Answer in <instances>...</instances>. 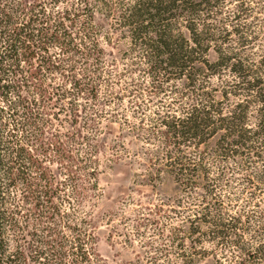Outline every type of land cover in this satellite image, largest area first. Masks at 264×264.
Here are the masks:
<instances>
[{"label":"trees","instance_id":"1","mask_svg":"<svg viewBox=\"0 0 264 264\" xmlns=\"http://www.w3.org/2000/svg\"><path fill=\"white\" fill-rule=\"evenodd\" d=\"M216 3L138 0L131 8L133 38L149 36L152 41L153 78L160 72L175 73L194 84L204 66L215 76L228 68L245 77L248 88L260 85L258 77L247 78L243 61H232L235 53L226 54L217 43L208 23ZM99 26L90 0H0V264H107L95 249L90 213L80 214L98 185L94 104L105 55ZM211 48L215 61L206 58ZM199 58L202 66L197 65ZM213 90L204 89L206 103L184 118L163 121L166 156L172 158L171 149L178 153L173 163L181 166L170 171L178 181L182 172L204 176L181 155L192 141L196 146L207 143L223 129L217 145L225 152L248 139L251 129L245 125L243 105L224 115ZM230 92L224 90L222 96ZM65 121L70 129H63Z\"/></svg>","mask_w":264,"mask_h":264},{"label":"rangeland","instance_id":"2","mask_svg":"<svg viewBox=\"0 0 264 264\" xmlns=\"http://www.w3.org/2000/svg\"><path fill=\"white\" fill-rule=\"evenodd\" d=\"M137 1L90 0L105 55L94 104L98 185L80 214L90 213L95 249L107 264H264V0H217L208 19L225 53L244 62L249 80H261L257 88L228 68L210 74L203 58L196 60L203 71L194 84L175 73L153 78L152 41L134 39L128 20ZM216 57L211 48L206 58ZM204 89H214L224 115L243 105L251 131L246 144L225 152L217 145L223 129L207 143L184 146V162L198 165L204 176L182 172L178 181L170 171L181 165L173 163L175 149L166 156L163 121L206 103ZM224 90L232 92L223 97ZM213 118L218 123V114ZM70 127L65 121L63 129ZM225 229L227 235L218 234Z\"/></svg>","mask_w":264,"mask_h":264}]
</instances>
